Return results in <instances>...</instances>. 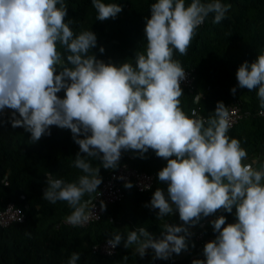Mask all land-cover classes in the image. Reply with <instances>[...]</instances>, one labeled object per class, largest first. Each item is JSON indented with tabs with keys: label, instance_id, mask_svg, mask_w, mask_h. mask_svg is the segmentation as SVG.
Returning <instances> with one entry per match:
<instances>
[{
	"label": "clouds",
	"instance_id": "9594fccd",
	"mask_svg": "<svg viewBox=\"0 0 264 264\" xmlns=\"http://www.w3.org/2000/svg\"><path fill=\"white\" fill-rule=\"evenodd\" d=\"M92 7L100 21L122 11L103 0H92ZM230 8L221 0H155L145 18L146 47L135 50L134 63L114 64L92 52L97 47L93 31L74 32L73 21H65V0H0V116L11 110L8 122L30 133L33 143L51 135V126L71 131L79 146L73 166L83 174L67 181L49 172L42 196L51 204L66 202L69 225L83 226L95 214L84 197L99 193L100 168L117 169L122 152L145 158L151 149L167 162L158 172L167 191L157 187L145 204L158 209L156 219L164 221L160 235L145 227L126 238L114 233L107 239L109 255L122 243L125 249L135 246L140 257L151 249L153 259L167 260L187 251L190 226L217 210L231 214L235 208V222L226 223L223 214L210 221L215 238L205 243L204 258L192 264H264V155L249 162L241 140L228 134L229 113L222 101L207 119L195 113L190 118L182 110L186 72L174 58L177 51L187 55L210 15L219 24ZM236 79L239 88L257 91L264 109V52L242 62ZM237 86L230 90L233 95ZM105 209L101 202L100 210ZM174 212L183 223L167 222ZM80 255L73 251L67 264H78ZM127 260L123 256L121 264Z\"/></svg>",
	"mask_w": 264,
	"mask_h": 264
},
{
	"label": "trees",
	"instance_id": "16d2710c",
	"mask_svg": "<svg viewBox=\"0 0 264 264\" xmlns=\"http://www.w3.org/2000/svg\"><path fill=\"white\" fill-rule=\"evenodd\" d=\"M67 16L74 32L91 30L96 34L97 47L92 52L105 63H134L135 50L146 47L144 27L146 17H150V5L155 0H103L122 7L115 18L103 21L96 19L97 12L92 0H65ZM190 0H186V3ZM230 4L227 18L219 24L211 22L210 15L197 30V34L181 56L178 51L174 58L182 67L192 69L193 87L182 88L181 108L189 114L194 107L207 119L215 110L218 101L226 104L235 98H246L245 107L260 108L257 91L237 86L236 71L245 60L250 63L264 52V0H221ZM103 46L105 51H99ZM58 51H63L57 46ZM237 86L236 94L231 88ZM198 93L202 97L196 98ZM63 97L64 92L58 93ZM11 110L0 116V209L12 202L24 214L21 223H11L0 227V264H66L73 251L79 252L84 264H121L127 255V264H137L138 253L135 246L125 249L117 245L112 255L91 252L93 243L109 238L114 233L125 236L129 231L145 227L156 236L160 234L164 221L156 219L158 209L150 210L145 204L150 202L157 187L167 191L166 184L158 180L159 170L166 160L156 156L153 150L140 158L134 151L122 152L120 162H126L138 170L152 173L154 181L148 190L138 192L132 187L122 186L123 196L119 201L106 204V209L97 221L83 227L58 224L62 216L70 213L66 202L51 204L43 199L46 175L51 172L56 178L74 181L83 173L73 164L79 146L73 141L71 131L51 126V135H44L38 142H30V133L23 128H13L8 122ZM231 137L241 140L249 159L264 155V120L253 116L240 120L230 127ZM99 167L98 160L92 161ZM108 169L100 168L103 178ZM92 195V194H91ZM86 195L84 199L89 198ZM225 215L228 223L235 218L233 213L217 210L216 216ZM211 219V220H212ZM210 220V221H211ZM210 221L201 227L207 236L216 233ZM199 257L185 255L180 259L172 256L156 259L154 264H192Z\"/></svg>",
	"mask_w": 264,
	"mask_h": 264
},
{
	"label": "built area",
	"instance_id": "2783aa9c",
	"mask_svg": "<svg viewBox=\"0 0 264 264\" xmlns=\"http://www.w3.org/2000/svg\"><path fill=\"white\" fill-rule=\"evenodd\" d=\"M185 72H186V78L183 81H181V87L191 89L193 87V81H194V75L192 69L185 68ZM200 97H202V94L198 93L196 95L195 100ZM247 102L248 99L246 98H235L228 101L225 104L227 106V111L229 113L230 127L238 123L240 120L246 119L248 117L256 116L264 120V109L261 108L251 109L249 107H245L244 103ZM193 113H195L196 117L205 119L204 115L198 112V110L194 107L190 108L189 110L188 115L190 118H195L192 115ZM153 181H154V176L152 173L138 170L137 168L130 166L126 162H120L117 169L114 170L108 169L106 171L104 177L102 178V183L98 186L99 193L98 192L93 193L89 198L85 200L89 201V209H92V211L100 218V216L103 213V211L100 210L101 202H103L106 205L119 201L123 196L122 186L126 184V182H131L132 188L134 190L138 192H142L148 190L153 184ZM95 214L91 217L89 222H87L83 226H86L91 222L97 221L99 218ZM67 215L62 216L58 224L71 226L66 222ZM23 219H24V214L22 209L16 206L15 204H13L12 202H7L0 209V227H7L11 223H21ZM235 219L236 218L230 220L228 223L235 222ZM174 223L180 224L182 222L179 219H177ZM83 226H79V227H83ZM190 231L192 233L190 238H192L197 248L203 247L207 241L214 239L216 235V234L213 236L205 235L202 232L201 227L196 228L190 226ZM107 239L108 238H105L103 240L93 243L90 247L91 252L100 255H109L108 249L110 246L107 244ZM111 251L112 254H114L115 249H112ZM78 264H84V263H78Z\"/></svg>",
	"mask_w": 264,
	"mask_h": 264
},
{
	"label": "crops",
	"instance_id": "0c3cea01",
	"mask_svg": "<svg viewBox=\"0 0 264 264\" xmlns=\"http://www.w3.org/2000/svg\"><path fill=\"white\" fill-rule=\"evenodd\" d=\"M253 158V157H252ZM249 159V162L251 161V159ZM214 217L213 216H209L207 218H203L199 224L193 226V227H203L205 224H207L212 218ZM177 219L180 220L179 218V213L178 212H174V214L166 217V220L167 222H170V223H174ZM181 221V220H180ZM182 222V221H181ZM183 223V222H182ZM160 235V234H159ZM158 235V236H159ZM157 236V237H158ZM204 247V246H203ZM203 247H196L195 246V243L194 241L192 240V238L189 237V247L187 249V251H182L181 254L179 255H176V254H173L172 257L175 258V259H180L182 257H184L185 255H196V256H199V257H203ZM139 255V254H138ZM153 256H154V253H153V250L149 249L147 254L144 256V257H140L139 256V260L137 262V264H154L156 259H153Z\"/></svg>",
	"mask_w": 264,
	"mask_h": 264
},
{
	"label": "rangeland",
	"instance_id": "374dc122",
	"mask_svg": "<svg viewBox=\"0 0 264 264\" xmlns=\"http://www.w3.org/2000/svg\"><path fill=\"white\" fill-rule=\"evenodd\" d=\"M8 110H6L5 112H7ZM129 152V151H128Z\"/></svg>",
	"mask_w": 264,
	"mask_h": 264
}]
</instances>
